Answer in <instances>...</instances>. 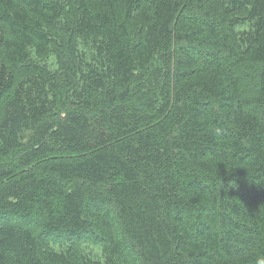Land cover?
<instances>
[{
    "label": "trees",
    "instance_id": "16d2710c",
    "mask_svg": "<svg viewBox=\"0 0 264 264\" xmlns=\"http://www.w3.org/2000/svg\"><path fill=\"white\" fill-rule=\"evenodd\" d=\"M264 260V0H0V264Z\"/></svg>",
    "mask_w": 264,
    "mask_h": 264
},
{
    "label": "clouds",
    "instance_id": "9594fccd",
    "mask_svg": "<svg viewBox=\"0 0 264 264\" xmlns=\"http://www.w3.org/2000/svg\"><path fill=\"white\" fill-rule=\"evenodd\" d=\"M258 264H264V260L259 261Z\"/></svg>",
    "mask_w": 264,
    "mask_h": 264
}]
</instances>
